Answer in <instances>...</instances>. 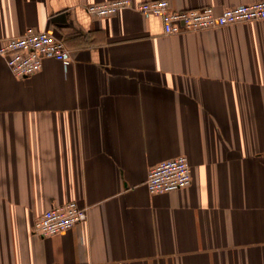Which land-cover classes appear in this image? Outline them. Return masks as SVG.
Returning <instances> with one entry per match:
<instances>
[{"label":"crops","instance_id":"0c3cea01","mask_svg":"<svg viewBox=\"0 0 264 264\" xmlns=\"http://www.w3.org/2000/svg\"><path fill=\"white\" fill-rule=\"evenodd\" d=\"M111 1L0 0V45L33 28L71 53L24 79L0 56V264H264V20L167 35L134 9L86 11ZM180 156L191 185L150 193ZM71 201L87 222L34 233Z\"/></svg>","mask_w":264,"mask_h":264},{"label":"built area","instance_id":"2783aa9c","mask_svg":"<svg viewBox=\"0 0 264 264\" xmlns=\"http://www.w3.org/2000/svg\"><path fill=\"white\" fill-rule=\"evenodd\" d=\"M134 9L146 17L161 19L167 35L223 28L239 23L264 20V1L239 5L218 12L212 6L174 10L168 0H151L134 5L131 0H115L86 6L88 14L108 18L121 10ZM0 56L18 78L39 73L46 59L68 65L71 53L64 40L50 32L29 28L22 36L7 39L0 45ZM192 183L189 160L180 156L153 166L146 181L152 194L183 190ZM88 210L71 201L45 211L34 224V233L42 238L58 235L87 222Z\"/></svg>","mask_w":264,"mask_h":264},{"label":"water","instance_id":"95a60500","mask_svg":"<svg viewBox=\"0 0 264 264\" xmlns=\"http://www.w3.org/2000/svg\"><path fill=\"white\" fill-rule=\"evenodd\" d=\"M55 21H66V14H61L59 16H57L55 19Z\"/></svg>","mask_w":264,"mask_h":264}]
</instances>
